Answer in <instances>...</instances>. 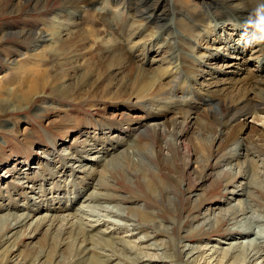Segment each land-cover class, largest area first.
<instances>
[{"label": "rangeland", "instance_id": "374dc122", "mask_svg": "<svg viewBox=\"0 0 264 264\" xmlns=\"http://www.w3.org/2000/svg\"><path fill=\"white\" fill-rule=\"evenodd\" d=\"M25 3L26 0H0V97H9L10 100L9 103L6 100L4 104L0 103V110L4 111L0 113V216L8 213L35 216L36 222L39 217L48 214L57 217L77 214L81 221L94 226L91 230L96 242L108 240L119 255L108 261L105 256L110 254L96 243L97 256L88 263L85 260L83 264H218L222 253H232L235 247L249 242L260 247L261 257H264V113L254 110L255 107H264V75L258 72L256 59L248 57V62L238 57L229 58V61L224 59L229 54L226 52L221 53L223 59L216 60L212 57L219 55L211 57V52L215 51L211 47H217L208 40L205 44L201 31L198 32L195 27L186 32L182 23L174 20V14L159 23V27L165 24L172 28L168 35L164 29H155L151 25L148 29L143 27L139 24L140 18L132 17L127 8L114 7L107 2L96 7H83L80 16L74 11L69 18L78 20L81 26L71 27L70 32L61 31L60 38L70 36L78 42L85 41V49L77 51L73 65L67 66L63 64L67 52L59 54L51 50L59 46L61 39L38 46V37L20 38L16 35L21 31H42L51 36L52 26L60 32L61 3L49 0V9L45 10V7ZM202 3L206 10L198 16L209 20L207 15L212 11H209L206 0ZM20 4L25 6L18 10ZM112 8L114 11L108 12ZM118 8L121 12L117 11ZM230 9L226 5L221 11ZM124 10L132 17L126 32L120 24ZM102 13L109 23L115 22L114 25L100 23ZM227 23L225 25H229ZM216 26L205 31V40L214 37L215 29L219 30ZM88 27L99 30L100 36L90 38ZM199 27L202 28L203 23H199ZM180 31L190 37L188 43H181L185 39ZM156 34L165 37L163 43L156 39ZM152 37L156 40L157 50L167 42L171 44L168 48L174 50L175 60L171 58L173 53L167 54L161 49L148 53L144 66L139 53H145L150 48L145 44L150 45ZM133 40L138 45L130 44ZM138 47L140 49L135 53ZM175 49H180V53ZM118 50L133 51L134 63L133 66L123 65L122 73L115 71L113 74L107 68ZM235 52L238 53L239 49ZM36 54L46 58L45 67L41 68L45 71L46 88L32 94L30 102L18 105L32 87L31 82L37 80L31 69L40 64V60L34 58ZM167 59L175 63L180 61V70L172 66L173 63L166 66ZM26 68L29 71L26 72ZM176 72L187 77L195 74L194 79L188 78L196 81L197 86H205L206 91L202 92L204 98L214 105L205 106L203 111L194 115L197 120L179 145L175 144L177 138L174 134L167 133V141L172 146L169 148L156 126L165 127L173 119L184 120L192 115L186 108L177 111L176 107H172L173 111L169 107L162 108L160 104L165 101L167 91L173 89L171 83L176 79ZM60 86H66V90L70 87L67 97L58 92ZM248 96L250 103L242 107V114L234 123L223 118L221 105L215 103L226 98L236 99L241 104ZM145 109L155 110L150 112L152 120L149 122L144 121L147 117ZM251 111L253 115L249 114ZM146 129L149 130L147 135L143 134ZM117 138L121 143L116 147L113 141ZM85 140L99 144L102 153L91 152L88 156L84 155L79 163H71V166L74 164L72 167L77 179L70 169L53 179L48 176L45 182L40 179L39 176L47 174V169L51 172L50 163L53 160L46 159L54 158L61 164L60 158L72 154ZM237 141L248 146L252 154L247 161L249 172L252 171L260 184L249 191L252 194L248 197H238L242 202L248 198L247 202L255 206L248 209V219L229 224L222 213L235 209L230 208L229 203L235 205L237 202L229 201L228 192L235 183H245L239 177L232 179L229 168H225L228 152ZM111 142L116 150L110 146ZM111 147L112 150L108 151ZM122 150L129 151V155L111 163H118L116 167L102 172L103 166L98 161L109 160V155L114 158ZM88 169L92 173H87L90 172ZM23 175L29 176L25 185L19 181ZM85 176L97 180L89 183ZM98 182L102 187L97 185ZM33 183L36 191L49 193L57 187L58 193H49L48 199L37 203L36 195L32 194ZM100 193L113 196L114 202L118 199V203L95 204L89 200L88 197ZM74 196H77L75 200L70 201ZM53 197L59 200L53 201ZM106 209L113 214L110 215ZM97 219L103 222L96 223ZM206 219H215L214 226H202ZM14 226L11 230L7 227L6 233L0 235V264H32L39 253L48 249L49 256L43 260L44 264H82L79 259H83L77 251L80 249L72 238L69 239L70 248L59 251L52 241L45 240V235L36 239L26 237L31 227L19 226L16 229ZM180 242L184 247L180 248ZM69 252L74 253L73 257ZM136 256L143 257L144 261ZM250 258L251 262L254 261L252 255ZM249 260L244 264H252ZM259 264H264V258L259 259Z\"/></svg>", "mask_w": 264, "mask_h": 264}, {"label": "bare ground", "instance_id": "6f19581e", "mask_svg": "<svg viewBox=\"0 0 264 264\" xmlns=\"http://www.w3.org/2000/svg\"><path fill=\"white\" fill-rule=\"evenodd\" d=\"M53 1L60 2L61 7H62L63 15L60 16L62 19L60 22V32H57L56 26H52L53 31H52L51 36L43 34L42 31H40L38 33H32V32L24 33V31H21V32L17 33L16 35H19L20 38H28V37H30V35H34V36L38 37L37 42H36L38 46L42 43H45V42H48L51 40L54 41L55 39L56 40L61 39L62 38L61 37V34H62L61 31H63V30L67 31L68 30V32H70L71 27L74 26V27L78 28L79 26H81V24L78 23L79 22L78 20L69 19L72 15H74V11H76L77 14L80 16L81 15V9L83 7H90V6H95V5L99 6V5H101V4L103 5V3L105 4L107 2L108 3L110 2L112 4V6H114V7L120 6V8H124V9L127 8L128 11L131 12L132 17H139L140 18L139 24L143 25V27L147 28L151 25L155 29H157V28L158 29L159 28L164 29V33L168 34V35L172 32V28L170 26H166L165 24H163L161 27H159V23L161 21H165L166 19H168L169 16H171L172 14H174V20L176 22L180 21L182 23V27L184 30H186V32L187 31L191 32L190 28H194V27L197 29L198 32L199 31H204V32L210 31V29L215 28V25L217 24V23L213 24L212 22H210L209 20L211 18L222 20L223 23L226 24L227 22L229 23L233 19L234 16H238V17H240V19L243 20L244 17L247 15L246 11L236 10L233 7L234 0H206L208 3L209 11H212V12H208V15H207V19H209V20H205L204 16H201V17L198 16L200 12L203 14L204 10H206L203 3H202L205 0H203L202 2H200V0H172V3H171V0H110V1L109 0H53ZM28 3H33L34 6L39 5L41 7H45L43 10L49 9V5H48L49 0H26L25 5ZM25 5L20 4L18 10H21L23 8V6H25ZM226 5L230 6L232 9L225 10V11H232V10L234 11V12L232 11V16H230L229 18H225L226 15L229 14L228 12H225L224 10H223V12L221 11V9H224ZM238 7L243 8V7H245V5L243 3H241L240 5H238ZM117 11L121 12V10H119V8ZM124 12H125V10H124ZM101 18L102 19H100V23H102V24L107 23L108 25H114V23H115V22L109 23L107 17H105V15L103 13L101 14ZM136 23H137V21L133 25H135ZM199 23H203L202 28L199 27ZM190 24H191V27L189 26ZM115 25H117V24H115ZM227 26H231V25H227ZM231 27H233V26H231ZM87 33H88L90 38L96 37V39H97L100 36L99 30L92 29L90 27H88ZM38 34H40V35H38ZM73 36H74V34H73ZM61 41L62 42L60 44H58L59 46L57 45L58 47H56V49L51 47L52 48L51 50L52 51L55 50L59 54L62 53V51L67 52L64 54L65 60H63V57H62V60L64 61L63 64H66L67 66H72L73 65L72 62H74L73 61L74 56L78 55L77 51L79 52V51H82L85 49V41H79L78 42L75 38H70V36L66 37V39H61ZM242 48H245V46ZM65 49H66V51H65ZM238 49H239V51L241 50V48H238ZM247 49H249V47H247ZM67 50L68 51L70 50V51L68 52ZM120 50H118L117 54H115L111 58V60H110L111 64H109L110 67L107 68V70L111 71L113 74H115L114 73L115 71H116V73H122V69H123L122 66L123 65H124V67H125V65L133 66V63H134L133 62V51L128 53L127 51L122 52ZM35 57L40 60V64H38L39 66L34 65L35 69H33V68H31V69L34 72L33 75H35L37 80H33L31 82V86H32V87H30L31 90L28 89L27 94L24 95V98L20 101V104H18V105H22L24 103V101L30 102V100H31L30 98L32 97V94L37 93V92L40 93L42 89L46 88L47 80H46V78H44L45 77V71L43 69H41L45 65L46 58H45V56H40L38 54L34 55V58ZM31 59L34 60L33 58H31ZM27 71H29V69H27L26 72ZM110 75H111L110 73L107 74V76H109V77H110ZM194 75H191V76L188 75V77H193V79H194ZM80 80L82 81L83 78H80ZM85 82L88 83L87 81H85ZM65 87L60 86V89H57V90H58V92L60 91L61 94L65 95V97H67L66 95L68 94L67 92L69 91L70 87L68 86L67 90L65 89ZM144 88H145V84H144ZM0 89H2V88H0ZM140 89H142V88L140 87ZM8 99H9V97H6V98L0 97V103L4 104L3 102L5 100H6V102L9 103L10 100H8ZM236 101H238V100H236V99L227 100L225 98V100L215 102V103H219L221 105L222 116L224 119L227 120V122H229V121H231L232 123L236 122L238 120L239 116L242 114V107L248 105L250 103L251 99L248 96L246 99L242 100L241 104H238ZM254 110H260L262 113H264V107H255ZM0 113H4V111L0 110ZM253 113L254 112L251 111L249 114L253 115ZM194 115H195V113H192L191 116L185 117L184 120H183V118L173 119L165 127L163 126L161 128H158L160 126H156L157 127L156 129L160 132L161 138L163 141H165L166 146H168L169 148L171 146L167 141V138L169 137V136L166 137L168 135L167 133L174 134V137L177 138V141H175V144L179 145L180 141L185 137L186 133L189 131L191 126H193L195 124V121L197 119L194 117ZM146 133H149L148 129H146L143 134H146ZM215 139H217V136ZM111 140H113V139H111ZM113 142H114V146H116V147H117V145L120 146L121 142L119 141V138H117V140H114ZM113 142H111V143H113ZM81 143H82V146L79 148H76V151H74L72 154H69L67 156L63 155L60 158L61 164H59L60 161L57 162L56 160H54V158L46 159L47 161L53 160L52 163H50V165H52L51 172H49L50 169L49 170L47 169V174H45L43 176H39L40 179L43 182H45L48 179V176H50L49 179H53L58 174L63 173L67 169L73 170V172L76 173V171L73 169L72 166L76 163H79L80 160L82 158H84L83 157L84 155L88 156L91 152H95V151L97 153H102V151L98 147L99 144L97 145L95 141L85 140ZM105 145H104V147H105ZM109 150H112V147L108 148V151ZM105 155H107V154H105ZM125 155L128 156L129 151L122 150L114 158H112L109 155L108 156V158H110L109 160H107V158L100 159L98 162H99V164H102V166H103L102 172L109 171L110 168L116 167L118 163L114 164V165H112L111 163H114L120 157L125 158ZM250 155L252 156L248 146L241 141H237L236 146L231 148V150L228 152V155L226 158L227 165L225 168H229V173H232V175H233L232 179L239 177V178H242L243 181H245L244 184H243V182H240V184L235 183V186H233V189L228 192V194L230 196L229 201H235L236 200V202H237L235 205H232L231 204L232 202L229 203L230 208H235V209H232V210L230 209V211H226L225 213H222L223 219L228 221L229 224H231L233 221H235L234 223H237L243 219H246L248 209L255 208V206L251 202H247V201H249L248 198L245 200V202H242V200H240L238 198V197H240V198L248 197L249 194H252L249 191H251L252 188L256 187V184H260V182L256 181L255 175L252 173V171L249 172V164L247 161L250 160ZM88 162H89V160H88ZM90 162H91V160H90ZM71 163H74V164L71 166ZM88 171H90V172H87V171L86 172L89 174L92 173L91 169H88ZM94 172H95V170H94ZM83 174L85 175V173H83ZM221 174L219 176H221ZM85 178L88 179L89 183L91 181L95 182L97 180L96 178H90L87 176H85ZM75 179H77V174H75ZM19 181H21L23 183V185H25L26 183L29 182V176L24 177V175H23V179L19 180ZM75 181L76 180H74V182ZM74 184H76V183H74ZM97 185L102 187V184L100 185L99 182ZM35 186L36 185H34V183H33V186L31 189H32V194L36 195L35 201L37 203L41 202L43 199H48L47 195L49 193H54V194L58 193L57 187H55L52 192L47 193V191L45 192V190H43V192H41V190L36 191ZM76 197L74 196L70 201L75 200L74 198H76ZM88 198L90 201H92L95 204L97 202L98 203H118V199L115 200V202H114V200H113L114 197L109 195V194H105V193H100L99 195H92L91 197H88ZM237 198H238V201H237ZM55 200H59V198H56V199L54 198L53 201H55ZM244 203H246V205ZM242 204H244L246 207L243 206ZM237 207H239V208L236 209ZM53 209L55 210V208H53ZM104 211H105V209H104ZM106 212L110 213V215L113 214V212H110L107 209H106ZM70 215H72V217H70ZM70 215H68L66 217H61V216L57 217L53 214H48V215H45L44 217H39L37 219V221L34 222L35 216L34 217L23 216V215L17 216L16 214L11 215L8 213V214H5L3 216H0V235L3 232L6 233L8 228L11 230V227L13 226V224H15L14 228H16V229H19L20 227L24 228V227L28 226V228L31 227V230L29 231V233L26 237H28L29 239H36L39 235H45V240L46 241H52L51 242L52 245H54L55 248H58L59 251L64 250L65 248L66 249L70 248V247H68L69 246V239L72 238L74 244L75 245L77 244L78 248L80 249V251L78 249H77V251L79 252V254L81 255V257L83 259V261L81 259H79L82 264L85 262V260L87 261V263L90 262L91 260H93L91 258H94V256L97 254L96 247H95L96 243H98V245L103 247V250L105 253L110 254L108 256L107 255L105 256L106 258L108 257L107 258L108 261L112 260V257H117V258L119 257L117 249L115 247H113V245L110 244L108 242V240L103 239L100 242H98V241L96 242L94 240V237H96V236H94L93 231L91 230V228L92 229L94 228L93 225H91L89 223L87 224V223H84L83 221H81V217L78 216L77 214H70ZM94 216H95V213H94ZM215 216H217V215H215ZM231 216H233V217H231ZM107 217H109V216H107ZM132 218H131V220H133V223H134L135 220ZM95 222L101 223L103 221L101 219H97V220H95ZM215 222H216L215 219H206L202 223V226L203 225L207 226V224H208V225H210V227H212V226H214ZM249 229H251V228L249 227ZM239 235H243V233L239 234ZM148 236H150V235H148ZM101 237H103V236H101ZM101 237H100V239H102ZM9 240H11V238H9ZM5 243L3 244V246L5 245ZM181 247H184V246H182V243L180 242V248ZM259 248L255 245L253 246V242L252 243L249 242L245 245L241 244L238 247H235L233 249L234 251L232 253H230V252L222 253V255H220V257H219L220 259L218 258L219 260H217V261H219L220 264H244L246 262L248 263L247 259H250L249 261L251 262L250 255H252V258L254 259V261H252L251 263L252 264H259V259L264 258V257H261L262 253L259 250ZM215 253L217 254V251H215ZM215 253H213L212 256ZM73 254L74 253L69 252V255L71 257H73ZM181 254H182V252H181ZM48 256H49V249L47 251H42L41 253H39V256L35 258V260L32 262V264H44L45 261L43 262V260L45 258H47ZM57 256H59V255L57 254ZM136 258H137V256H136ZM138 258L140 259V257H138ZM143 259L144 258L142 257L140 260L144 261ZM151 260L152 259H150L148 261H151ZM24 263H26V262H23L22 264H24ZM97 264H101V263H97Z\"/></svg>", "mask_w": 264, "mask_h": 264}, {"label": "clouds", "instance_id": "9594fccd", "mask_svg": "<svg viewBox=\"0 0 264 264\" xmlns=\"http://www.w3.org/2000/svg\"><path fill=\"white\" fill-rule=\"evenodd\" d=\"M241 3L245 7H238ZM233 7L247 13L240 27L242 46L250 47L253 44L264 43V39L254 38V34L264 36V0H234Z\"/></svg>", "mask_w": 264, "mask_h": 264}]
</instances>
